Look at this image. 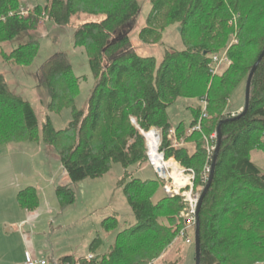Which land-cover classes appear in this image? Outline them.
Returning <instances> with one entry per match:
<instances>
[{"label": "trees", "instance_id": "1", "mask_svg": "<svg viewBox=\"0 0 264 264\" xmlns=\"http://www.w3.org/2000/svg\"><path fill=\"white\" fill-rule=\"evenodd\" d=\"M149 2L151 8L138 39L144 44H157L168 27L179 24L183 43L180 50H165L160 62L153 56L138 55L126 34L111 39L134 21L140 12V0H47L25 17L18 14L19 0H0L3 61L20 66L33 61L38 41L25 42L8 53L1 45L37 29L45 14L55 24L73 28L74 46L85 50L94 79L86 108L79 110L74 98L80 78L74 75L66 54L58 52L43 63L38 81L50 97L48 111L59 113L70 108L72 120L66 128L56 130L46 116L39 130L30 102L11 92L0 73V146L41 140L54 150L69 179L68 184L55 190L61 208L74 203L70 185L100 178L113 163H119L124 173L117 184L135 217L134 225L119 231L107 252L94 255L89 263L85 257L63 256L55 264H149L163 253L182 228L180 204L176 197L153 203L151 197L159 179L142 180L128 171L131 165L148 162L140 130L161 129L160 150L166 158L173 157L192 169L194 189L201 191L206 184L201 174L205 164H211L212 156L208 158L199 145L193 152L169 146L166 135L173 126L168 107L178 98L205 101V110L196 107L189 123L190 128L201 119L200 130L186 138L195 140L211 130L217 132L220 121L239 114L222 110L237 88L245 91L249 71L264 48V0ZM81 15H100L101 19L81 23ZM232 31L239 41L227 48ZM225 48L231 64L221 76L211 77V56ZM175 129L178 136H183L186 126L180 121ZM220 133L211 184L198 214L200 264H253L264 260V172L250 158L252 149L264 151V56L251 78L247 110L237 119L222 122ZM16 199L31 211L39 205L33 186L20 190ZM161 218L168 223H161ZM114 221L105 220L103 225L113 229ZM99 243L101 240L95 238L90 253Z\"/></svg>", "mask_w": 264, "mask_h": 264}, {"label": "rangeland", "instance_id": "2", "mask_svg": "<svg viewBox=\"0 0 264 264\" xmlns=\"http://www.w3.org/2000/svg\"><path fill=\"white\" fill-rule=\"evenodd\" d=\"M19 3L22 7H28L30 10L28 11V14H30L36 5L44 6L47 3V0H19ZM140 5L141 8L139 14L128 26L127 30H123L122 33L114 34L111 39L115 40L121 34H126L138 55L153 56L158 62H160L164 56L165 50L171 51L183 48L179 33V24L168 27L163 32L160 42L157 44L142 43L138 39V33L146 24L145 20L150 11L151 4L149 0H140ZM100 19V15H81L80 22L98 21ZM230 24H232V22H230ZM234 24L235 23L233 22V25ZM72 34V27L57 25L50 21L47 16L42 19L40 18L37 29L21 33L14 39L1 45L2 51L8 53L19 45L31 40H36L39 43L35 58L27 66L7 63L0 57V73L4 76L8 88L14 94L30 102L38 119L39 130L41 129L46 116L50 117L51 123L56 130L66 128L72 120L70 108L64 109L59 113L48 111L47 106L50 97L47 90L40 85L38 81L40 67L58 52L66 54L72 66L74 75L80 78L78 94L74 98V105L79 110H85L86 108V102L93 87L94 79L85 50L80 46H74ZM234 37L237 42L239 41L236 34L232 31L227 42V48L228 46H231L229 44ZM227 48L224 50H228ZM224 71L225 69H223L217 76H221ZM211 81L212 78L208 83V88ZM243 103L244 89L240 86L233 92L232 96L227 99L225 108L222 111L230 112L232 114L239 113L243 108ZM196 107H202V110H205L206 102L197 97L178 98L168 107V117L173 126L170 130H173V132L170 133L169 130L166 139L170 147H185L190 152L195 151L199 145L200 148H203L206 151L208 158H210L216 145V131L211 130L209 133L204 134V136L196 138L195 140L186 138L191 132H193L191 128H193L195 124L189 128V123L193 118L192 111L195 110ZM205 115L206 114L203 113L202 117ZM131 121L136 127H138L135 117L131 116ZM180 121H183L186 126L183 136H178L175 129ZM198 121L200 122L201 119ZM151 129H155L159 133L160 147L162 144L161 129L157 127L149 128V130ZM198 130H200V128ZM142 131L143 130H140L141 134ZM145 149L147 150L146 139ZM0 152L3 153L4 158L6 157V161H12L14 163L13 170H15L16 174L15 179L20 187L24 188V185L33 182L40 184V186H46L45 194L40 192L42 194V199L44 200L46 198V200L55 206V208L57 206L60 207L56 200L55 190L57 183H60L61 177L58 176V173L60 172L58 170H60L59 168L61 166L57 154L52 148L44 145L41 140L36 142H11L1 145ZM250 158L251 161H253L264 172V151L260 149H252L250 152ZM165 159L167 158L165 157ZM173 159L175 160V158ZM2 160L3 158H0V164L3 162ZM178 164L185 169V172L183 173L185 177L188 178L193 176V192H201L194 189V171L190 168H185L179 162ZM207 167H210L209 163L205 164L201 174V180L204 183L207 181L206 179L209 174V172H207ZM128 171L132 173V177L140 178L142 180L154 179L157 177L153 168L149 165V162H143L140 163V165H131L128 168ZM123 173V167L119 163H113L111 169L104 176L95 179L86 178L70 185L75 193L74 203L69 205V207L67 206L68 209L64 216H56L55 211L51 215L55 220L54 223L57 218L65 219L64 224H62L63 226L57 228L56 224H51L50 222L49 224L53 225L52 231L49 230V224L46 225L47 230H43L42 227L37 226L33 229L37 241L42 244L47 243L52 247H58L61 251L57 253L59 255H70L74 258H78L86 257L88 253L91 252V243L95 238H99L101 243L95 245L93 254L101 255L106 253L109 246L114 243L116 234L119 231L132 227L135 223L134 214L127 203L123 190L121 186L119 187L117 184ZM0 174H4V169L1 167ZM8 175L14 177L10 171ZM6 179H8V177ZM159 182V186L153 193L151 201L157 203L164 197L173 199L165 194L163 190L164 182L160 179ZM176 198H178L180 204L178 217L181 223H183L180 212L184 203L181 196H176ZM113 219L115 220V227L113 229H106L103 222L105 220L110 222L111 220L113 221ZM50 221H52V219H50ZM160 221L163 224L168 223L165 218H161ZM194 254V243L186 244L183 238H179L177 235L163 253L158 258L152 260L149 264H194ZM260 261L261 260L258 262ZM255 263L256 262L253 264Z\"/></svg>", "mask_w": 264, "mask_h": 264}, {"label": "crops", "instance_id": "3", "mask_svg": "<svg viewBox=\"0 0 264 264\" xmlns=\"http://www.w3.org/2000/svg\"><path fill=\"white\" fill-rule=\"evenodd\" d=\"M0 158H3L0 167L4 169V174H0V264H21L25 251L30 252L34 258H47L51 264H55L63 256H70L59 255L57 253L61 251L58 247H52L47 243L42 244L38 242L35 237L36 234L33 232V229L37 226L42 227L43 230H47L46 225L50 222L52 224L55 221L51 216L52 213L55 211L56 216H64L69 206L65 208L57 206L55 208L46 198L44 200L42 199V194H45L46 186H40V184L33 182L24 186H33L38 190L39 205L33 211L22 208L16 197L17 193L25 187H20L16 182V174L15 170H13L14 163L12 161H6V157H3L2 152H0ZM59 169L58 176L61 179L60 183H57L56 186L68 184L69 179L62 169V166ZM9 171L14 177L8 175ZM7 177L8 179H6ZM64 220L57 218L54 224H56L57 228L62 227ZM52 227L53 225H50V231H52Z\"/></svg>", "mask_w": 264, "mask_h": 264}, {"label": "built area", "instance_id": "4", "mask_svg": "<svg viewBox=\"0 0 264 264\" xmlns=\"http://www.w3.org/2000/svg\"><path fill=\"white\" fill-rule=\"evenodd\" d=\"M29 8L20 6L18 9V14L21 16L28 15ZM13 13L10 12L9 15ZM47 17L43 15L42 18ZM41 18V19H42ZM236 38H232L229 45L236 44ZM229 47V46H228ZM231 64V60L227 56V50H224L219 53H214L211 56L209 72L211 77L217 76L221 73L223 69H226ZM200 128V122L198 121L192 131L198 130ZM173 130H170L172 133ZM144 136V131H142ZM146 139V137L144 136ZM160 137L158 133V141L155 145V149H151V146L148 144L146 139L147 147V159L149 165L153 168L158 179L164 182L163 190L165 194L171 198L176 196H181L183 200V208L180 212L182 218V228L178 232V237H182L186 244H192L194 242V229L196 223V211L197 204L200 196L199 193L193 192V176L185 177V169L182 168L176 160L172 157L165 159L164 152L160 150ZM210 167H207V172H209ZM207 180V179H206ZM193 232V233H192ZM94 254L88 253L85 257V262L89 263L93 259ZM21 264H51L48 262L47 258H34L30 252H24V260ZM59 264H73L72 262H63ZM255 264H264V261L256 262Z\"/></svg>", "mask_w": 264, "mask_h": 264}, {"label": "water", "instance_id": "5", "mask_svg": "<svg viewBox=\"0 0 264 264\" xmlns=\"http://www.w3.org/2000/svg\"><path fill=\"white\" fill-rule=\"evenodd\" d=\"M263 56H264V48L262 49V51L257 56L255 62L253 63V65L249 71V74L247 76L246 83H245V91H244L243 109L239 112L238 115H236L232 118L222 120L217 125V140H216L215 149H214L213 154H212V160H211V164H210L209 174L207 177L206 184L200 192V196H199V200H198V204H197L196 223H195V229H194V250H195L194 264H200V236H199V216H198V214H199V209H200L202 200H203V198H204V196H205V194H206V192H207V190L211 184V180H212V176H213V170H214V166H215V162H216V158H217L219 146H220V138H221L220 125L222 122H225L227 120L237 119L238 117L243 115L245 113V111L247 110L248 105H249V91H250L251 78L253 76V73H254L258 63L261 61Z\"/></svg>", "mask_w": 264, "mask_h": 264}, {"label": "bare ground", "instance_id": "6", "mask_svg": "<svg viewBox=\"0 0 264 264\" xmlns=\"http://www.w3.org/2000/svg\"><path fill=\"white\" fill-rule=\"evenodd\" d=\"M148 131L149 132L144 131V136L146 137L148 144L151 146V149H155L154 147L158 141V132L156 130Z\"/></svg>", "mask_w": 264, "mask_h": 264}]
</instances>
